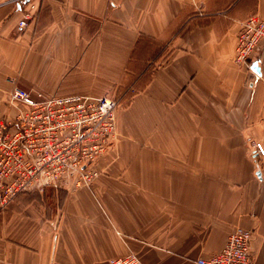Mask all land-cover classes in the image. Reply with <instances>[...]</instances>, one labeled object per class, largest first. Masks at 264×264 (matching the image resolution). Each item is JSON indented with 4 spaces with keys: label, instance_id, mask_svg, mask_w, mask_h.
Masks as SVG:
<instances>
[{
    "label": "crops",
    "instance_id": "1",
    "mask_svg": "<svg viewBox=\"0 0 264 264\" xmlns=\"http://www.w3.org/2000/svg\"><path fill=\"white\" fill-rule=\"evenodd\" d=\"M251 15L264 0H0V119L14 85L123 103L92 186L0 213V264H198L237 227L264 264V39L259 75L234 59Z\"/></svg>",
    "mask_w": 264,
    "mask_h": 264
},
{
    "label": "built area",
    "instance_id": "2",
    "mask_svg": "<svg viewBox=\"0 0 264 264\" xmlns=\"http://www.w3.org/2000/svg\"><path fill=\"white\" fill-rule=\"evenodd\" d=\"M31 19L30 12L24 13L17 31L24 33ZM263 39L264 18L247 17L237 37L235 62L251 70ZM9 106V114L0 119V213L25 193L92 186L100 175L96 164L117 140V99L48 96L14 85ZM253 148L264 157L263 142H255ZM253 237V231L237 227L219 252L198 264H254ZM109 263L145 264L136 254L117 256Z\"/></svg>",
    "mask_w": 264,
    "mask_h": 264
},
{
    "label": "rangeland",
    "instance_id": "3",
    "mask_svg": "<svg viewBox=\"0 0 264 264\" xmlns=\"http://www.w3.org/2000/svg\"><path fill=\"white\" fill-rule=\"evenodd\" d=\"M11 90H12V89H11ZM11 90H10L9 92H7V94H6V96H7L6 103H7V109L9 110V112H10L9 100H10V96H11ZM114 93H115V91H113L112 94L107 95V96L112 97V98H115V99L118 100L120 97H117V95H115ZM118 95H119V94H118ZM122 100L126 101L127 98H126V99H122ZM118 103H119V107H120L121 104H123L122 101H120V100H119ZM118 109H119V108H118ZM117 133H118V131H117ZM118 138H119V135L117 136V140H118ZM117 140L115 141V143L117 142ZM115 143L113 144V146L115 145ZM113 146H112V147H113ZM112 147H111V148H112ZM110 150H111V149H110ZM110 150H109V151H110ZM109 151H108V152H109ZM107 154H108V153H106V155H107ZM99 172H100V171H99Z\"/></svg>",
    "mask_w": 264,
    "mask_h": 264
},
{
    "label": "water",
    "instance_id": "4",
    "mask_svg": "<svg viewBox=\"0 0 264 264\" xmlns=\"http://www.w3.org/2000/svg\"><path fill=\"white\" fill-rule=\"evenodd\" d=\"M251 70L258 75L260 74V67L257 62L252 63Z\"/></svg>",
    "mask_w": 264,
    "mask_h": 264
}]
</instances>
